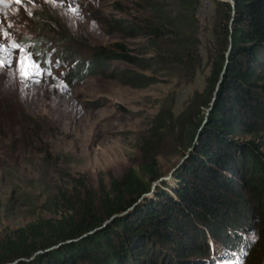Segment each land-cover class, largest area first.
Returning <instances> with one entry per match:
<instances>
[{
	"label": "rangeland",
	"instance_id": "1",
	"mask_svg": "<svg viewBox=\"0 0 264 264\" xmlns=\"http://www.w3.org/2000/svg\"><path fill=\"white\" fill-rule=\"evenodd\" d=\"M157 1L167 0H0V46L25 48L0 51V237L56 218L87 193L105 191L128 168L140 172L146 139L157 143L159 176L142 198L153 197L161 183L175 185L173 173L206 111L188 100L202 90L209 72L214 3L198 0V46L188 78L176 69L148 67L153 48L143 32L148 8ZM101 52L111 55L105 59ZM121 53L133 64L115 58ZM25 55L39 63V75ZM124 72L149 76L151 83H130ZM259 150L264 153L263 146ZM237 190V224L223 240L200 227L206 246L201 255L179 259L152 246L150 257L157 264H264V225L246 181Z\"/></svg>",
	"mask_w": 264,
	"mask_h": 264
},
{
	"label": "trees",
	"instance_id": "2",
	"mask_svg": "<svg viewBox=\"0 0 264 264\" xmlns=\"http://www.w3.org/2000/svg\"><path fill=\"white\" fill-rule=\"evenodd\" d=\"M198 2L167 0L149 6L143 32L153 48L148 67L193 75ZM213 3L209 72L202 90L188 100L209 110L199 119L198 127L204 117L205 123L192 149L173 173L175 185L161 183L153 197L142 198L159 176L157 143L146 139L140 172L128 168L105 191L87 193L56 218L38 219L3 235L0 264H157L150 257L152 246L179 259L201 255L206 246L199 228L216 240L227 236L226 230L237 224V187L245 181L264 225V153L259 150L264 147V0H233V7L227 0ZM100 54L105 59L111 55ZM115 58L133 64L127 54ZM122 77L135 85L151 83L149 76L135 73ZM248 135L251 139L238 140Z\"/></svg>",
	"mask_w": 264,
	"mask_h": 264
},
{
	"label": "snow or ice",
	"instance_id": "3",
	"mask_svg": "<svg viewBox=\"0 0 264 264\" xmlns=\"http://www.w3.org/2000/svg\"><path fill=\"white\" fill-rule=\"evenodd\" d=\"M17 3H21L22 0H16ZM49 2L55 4L56 3V0H49ZM73 3H74V0H73ZM69 11L74 15V16H79L80 13H79V9L78 7L76 6H73V4H70L69 5ZM82 18V17H81ZM0 31H2V29H0ZM11 49H18L20 52H24L25 51V48L24 46L20 45V44H17V43H12L10 45V48H4L2 46H0V51L2 52H6L8 54H10L11 52ZM24 60L25 61H28L30 62V66L35 69L36 71V74L39 75L41 73V71H43L41 68H40V65L38 62L32 60L31 56L29 55H25L24 57ZM3 64V60H0V66H2ZM49 75H51V72H49ZM63 87V85H62ZM252 243L254 244L256 242V240L258 239V237H256L255 235H253L252 237H250Z\"/></svg>",
	"mask_w": 264,
	"mask_h": 264
},
{
	"label": "water",
	"instance_id": "4",
	"mask_svg": "<svg viewBox=\"0 0 264 264\" xmlns=\"http://www.w3.org/2000/svg\"><path fill=\"white\" fill-rule=\"evenodd\" d=\"M227 1L230 3L231 7H233V0H227ZM232 12H233V11H232ZM228 49H229V46H228ZM228 49H227V51H228ZM227 51H226V54H227ZM226 54H225V55H226ZM223 71H224V69H223V70L221 71V73H220V78H219V80H218L217 83H216L215 89L217 88V85H218V83H219L220 80H221V76H222V74H223ZM214 92H215V90H214ZM214 92H213V96H212L211 102H212V100L214 99ZM211 102H210V104H211ZM208 110H209V108L206 109V111H205V115L207 114ZM204 123H205V117H204V119L202 120V122H201V124L199 125V127L197 128V130H196V132H195V136H194V141L191 143L190 147L188 148V151H190V150L192 149V147H193V145H194V143H195V140L197 139V137H198V135H199V133H200V131H201L202 126L204 125ZM158 180H159V179H158ZM154 184H155V182L152 183V185H154ZM113 216H115V215H113ZM113 216H112V217H113ZM110 218H111V217H110Z\"/></svg>",
	"mask_w": 264,
	"mask_h": 264
}]
</instances>
